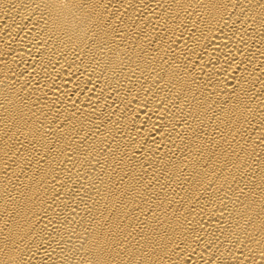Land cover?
Here are the masks:
<instances>
[{"label": "bare ground", "instance_id": "obj_1", "mask_svg": "<svg viewBox=\"0 0 264 264\" xmlns=\"http://www.w3.org/2000/svg\"><path fill=\"white\" fill-rule=\"evenodd\" d=\"M0 264H264V0H0Z\"/></svg>", "mask_w": 264, "mask_h": 264}]
</instances>
